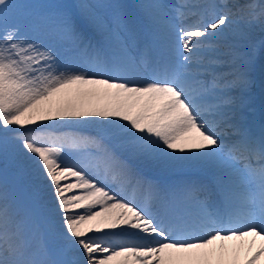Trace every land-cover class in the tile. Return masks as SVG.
<instances>
[{
    "label": "snow or ice",
    "instance_id": "snow-or-ice-1",
    "mask_svg": "<svg viewBox=\"0 0 264 264\" xmlns=\"http://www.w3.org/2000/svg\"><path fill=\"white\" fill-rule=\"evenodd\" d=\"M138 6L156 23L164 18L170 55L154 58L124 39L126 15L115 31L80 3L56 13V34L75 53L62 66L28 38L20 17L29 6L0 0V133L13 132L32 164L39 183L28 212L40 234L32 247L15 202L0 192V264H257L264 257V135L234 123L232 111V91L252 82L234 46L221 53L215 43L236 32L241 17L229 18L228 0H180L172 11L158 0ZM236 7L250 10L249 25L264 19V0ZM72 8L102 41L86 34ZM60 120L95 126L100 138L60 132ZM225 128L236 136L230 144L221 140ZM66 149L78 159L68 163ZM136 162L215 168L218 199L190 180L154 185ZM123 182L155 191L157 209L151 196L141 206L122 197ZM48 213L58 217L51 243L41 231Z\"/></svg>",
    "mask_w": 264,
    "mask_h": 264
},
{
    "label": "bare ground",
    "instance_id": "bare-ground-1",
    "mask_svg": "<svg viewBox=\"0 0 264 264\" xmlns=\"http://www.w3.org/2000/svg\"><path fill=\"white\" fill-rule=\"evenodd\" d=\"M158 1H164V0H158ZM230 2L236 1L238 5H244L246 3H251L252 0H229ZM105 0H70L71 5H78L80 3H87L94 6V11L96 15L99 17L100 20L101 14L100 11L104 9L105 6ZM154 2V0H112L111 4L113 6V10L111 13L110 19L112 20V24L116 31H120V27L118 26V19L122 15H126L127 24H128V31L121 32L125 34L126 36H129L131 38H138L137 31H141L143 27L148 28L149 30L153 29L155 30L154 23L149 19L146 14L145 10L140 8L138 5L140 4H148ZM195 2V0H194ZM218 2V0H217ZM236 3L233 4V7H231V13H230V19L235 21L238 17H241L239 20V24H233V28L237 29L236 32H229L225 34V37L218 40L220 43L219 51H225L228 52L230 50V46H234L231 50L235 51V53L238 54L239 58L237 59V65H243L244 70H246L248 74L249 80H254L255 83H260L264 81V76L258 75L257 71H261V68L256 65L264 64V19H257L253 21L250 25L247 23L250 18V10L245 9L243 12L238 11L237 7L235 6ZM123 6V7H120ZM224 11H227L225 9ZM256 12H259V9H256ZM74 13L77 14L83 21L85 25L91 26L87 24V22L84 20V18L80 14L79 8H74ZM196 18L190 17L186 23H192ZM53 22L47 17L44 16H34L32 19L29 20V22H26L28 24V27L26 26V31L28 38L30 40H36L37 42L41 43L43 46L53 50V52L59 57L61 65L65 64L70 58L75 57V53L73 54H67L62 55L63 51L68 50L67 44L68 42L62 40L55 31ZM104 21V19H103ZM93 28V27H91ZM33 29V39L31 38L30 30ZM94 29V28H93ZM242 29V34L239 31ZM162 37L165 40V43H167V32L161 34ZM217 43V41H216ZM60 47H64L60 51ZM166 55H170V53L164 49ZM251 51H254L252 55ZM62 52V53H61ZM248 57H251L250 60H248ZM252 58L254 60V63L252 62ZM76 66L82 67L83 65L79 62ZM86 70V69H85ZM223 71L222 69H220ZM233 96V95H232ZM236 98V103L233 108L234 114H240V109H246L247 104L241 99L237 98V96H233ZM67 119V118H66ZM51 123H57V122H51ZM58 123L61 125L59 128L60 132L67 133V134H78L86 137H95V133L100 134V130L95 126H86L82 123H78L76 121H70L68 126H64L65 121L60 120ZM0 137L7 141L6 143V149L9 152V155L11 154L10 162L11 166L19 170L21 172L20 176H16L14 178L15 182L19 181V177H21L22 183L29 184V188L33 189V194L36 191L38 181L32 174V164L29 160L26 159L25 156L21 154L20 148L18 143L14 139V133L9 132L7 134V137L3 136V133H0ZM106 143V142H105ZM107 144L110 145V142L107 141ZM178 155H183L180 153H177ZM4 161L8 163V161L4 158ZM72 162V161H71ZM135 168H138L142 171H145L149 174H164L168 175L167 177L169 179L172 178V180L179 179L180 181L184 180H192L195 178V176L192 175H180L178 176L177 173L179 172H186L187 174H192V170H195L197 168H205V169H213L214 171H217V169L203 166L199 164H193L191 162H175L169 165H154L151 163H140L136 162L133 165ZM228 170L224 169L223 171ZM175 173V174H174ZM172 174V175H170ZM177 177V178H176ZM153 182L154 185L159 186V182L157 180H150ZM123 189L122 192H120V195L124 198L130 199L133 201L134 206H141L144 202L143 199L153 193H156L155 191H152L151 193L144 187L136 186L134 184H129L127 182H123L120 185ZM110 190H115L117 185L112 184L109 186ZM3 187L0 183V192L2 191ZM45 200L47 201L48 198L45 196ZM48 208H52V203L48 202ZM16 207L19 210V215L17 219L24 220V236L28 238L31 241V246L35 247L39 242V236L34 233L33 229V222L32 218L25 215L22 210L19 209V207L16 204ZM52 221H54L55 225L58 221V217H56L54 214L50 213V216Z\"/></svg>",
    "mask_w": 264,
    "mask_h": 264
},
{
    "label": "rangeland",
    "instance_id": "rangeland-1",
    "mask_svg": "<svg viewBox=\"0 0 264 264\" xmlns=\"http://www.w3.org/2000/svg\"><path fill=\"white\" fill-rule=\"evenodd\" d=\"M105 6L104 9L100 11L101 14V21L104 19V23L111 27L113 30H115L112 20L110 19V10L112 9V0H105ZM15 3L20 5H28L29 7L26 9H22V12L25 13V15H22L20 19L24 22V24L28 27V24L26 22H29L30 19H32L34 16H44L48 17L52 22L56 20V13L59 9L63 8L64 6L70 5V0H14ZM152 3V2H151ZM178 3L177 0H172V4L170 6L174 8V6ZM166 5L165 3H162ZM229 7L234 8L233 4L228 0ZM236 6V5H235ZM169 9V8H168ZM72 11H74V8H72ZM73 15V14H72ZM75 19L80 22H84L78 15L75 16ZM159 23L155 24L158 26V28L161 29V31H166L165 27V21L163 17H157L156 18ZM31 38L33 39L32 33L33 29L30 30ZM101 35V34H100ZM101 39V38H100ZM103 40V37H102ZM216 43V42H215ZM220 43L219 41L217 42ZM220 45V44H219ZM64 47H60V51ZM225 51H221V53H224ZM62 53V52H61ZM62 55H66V52L63 51ZM226 58V57H225ZM99 139L100 134L95 133V137ZM5 140L0 137V183L2 184V191L1 192H7L10 200H13L15 204L18 205L19 209L22 210V212L29 216V205L30 201L33 199V189L31 190L29 188V184L22 183L21 177H19V181L15 182L14 178L16 176H20L21 172L19 170L14 169L11 166L10 159L11 154L9 155L8 150L6 149V143ZM107 143V140L104 141V143ZM90 151L95 152V149H90ZM66 152L71 153L68 157V163H72L78 159L75 149H66ZM4 158L8 161L5 162ZM72 161V162H71ZM16 187V190L15 188ZM50 213L46 214V219L44 221V228L41 230L46 233L48 241L51 243L55 239V233L58 232V229L56 228V225L54 221L51 220L49 217ZM33 222V221H32ZM39 238L40 234L37 233ZM62 242L56 241V247H59ZM74 254H69V256Z\"/></svg>",
    "mask_w": 264,
    "mask_h": 264
}]
</instances>
